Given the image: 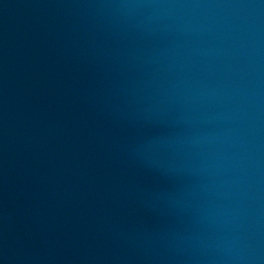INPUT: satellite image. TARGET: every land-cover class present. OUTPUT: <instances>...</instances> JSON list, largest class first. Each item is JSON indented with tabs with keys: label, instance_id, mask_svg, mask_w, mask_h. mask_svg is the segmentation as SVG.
<instances>
[{
	"label": "water",
	"instance_id": "95a60500",
	"mask_svg": "<svg viewBox=\"0 0 264 264\" xmlns=\"http://www.w3.org/2000/svg\"><path fill=\"white\" fill-rule=\"evenodd\" d=\"M0 264H238L142 0H0Z\"/></svg>",
	"mask_w": 264,
	"mask_h": 264
}]
</instances>
